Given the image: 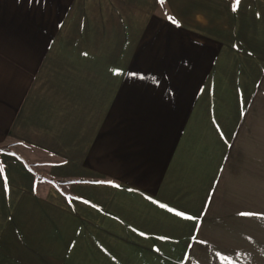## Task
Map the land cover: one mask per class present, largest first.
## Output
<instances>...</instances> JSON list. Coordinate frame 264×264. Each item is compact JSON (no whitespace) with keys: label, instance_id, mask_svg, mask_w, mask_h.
<instances>
[{"label":"crops","instance_id":"0c3cea01","mask_svg":"<svg viewBox=\"0 0 264 264\" xmlns=\"http://www.w3.org/2000/svg\"><path fill=\"white\" fill-rule=\"evenodd\" d=\"M0 170V264H264V0H0Z\"/></svg>","mask_w":264,"mask_h":264},{"label":"snow or ice","instance_id":"6c2138e0","mask_svg":"<svg viewBox=\"0 0 264 264\" xmlns=\"http://www.w3.org/2000/svg\"><path fill=\"white\" fill-rule=\"evenodd\" d=\"M237 2H239V0H237ZM0 171H2V170H0ZM250 215V214H249Z\"/></svg>","mask_w":264,"mask_h":264}]
</instances>
